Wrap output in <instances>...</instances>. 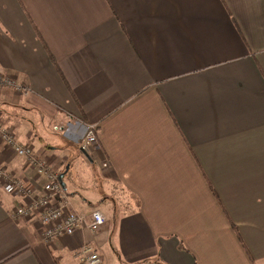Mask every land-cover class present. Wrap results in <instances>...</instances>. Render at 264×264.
<instances>
[{
    "label": "crops",
    "instance_id": "1",
    "mask_svg": "<svg viewBox=\"0 0 264 264\" xmlns=\"http://www.w3.org/2000/svg\"><path fill=\"white\" fill-rule=\"evenodd\" d=\"M0 73V124L106 219L45 242L0 184V264H264V0H0ZM0 168L43 192L1 139Z\"/></svg>",
    "mask_w": 264,
    "mask_h": 264
},
{
    "label": "built area",
    "instance_id": "2",
    "mask_svg": "<svg viewBox=\"0 0 264 264\" xmlns=\"http://www.w3.org/2000/svg\"><path fill=\"white\" fill-rule=\"evenodd\" d=\"M0 87H7L17 93L23 91V87L12 75L0 73ZM86 132L82 150L99 153L101 145L98 138V129L95 124H86ZM60 131V127H55ZM0 139L18 157L23 158L29 166L34 168L38 175L43 176L45 184L43 192L28 188L22 180L13 177L8 171L0 168V184L4 191L16 195H25L31 198L29 205L19 206L14 215L16 219L36 218L41 231V237L45 242H51L64 236H72L79 229H87L90 233H97L106 223V219L100 212H94L91 216L80 214L76 211L60 182V174L57 173L45 160L37 157L32 148L19 143L14 133L0 124ZM104 168L108 164H104ZM76 259L83 264H102V258L97 250L90 244L83 245L76 253Z\"/></svg>",
    "mask_w": 264,
    "mask_h": 264
},
{
    "label": "rangeland",
    "instance_id": "3",
    "mask_svg": "<svg viewBox=\"0 0 264 264\" xmlns=\"http://www.w3.org/2000/svg\"><path fill=\"white\" fill-rule=\"evenodd\" d=\"M56 133V132H55ZM57 135V134H56ZM58 135H61L60 133L58 134ZM63 135V134H62ZM85 137V136H84ZM84 139V138H83ZM87 153H90V154H92L93 152H88V151H86ZM76 168L77 169H80V164L79 163H77L76 164ZM81 170V169H80ZM78 172V171H77ZM72 176H74V177H76V173L75 172H72ZM120 190V189H119ZM110 193V192H109ZM122 193V197L123 198H130V196L128 195V194H126V193H123V192H121ZM117 196V195H116Z\"/></svg>",
    "mask_w": 264,
    "mask_h": 264
},
{
    "label": "water",
    "instance_id": "4",
    "mask_svg": "<svg viewBox=\"0 0 264 264\" xmlns=\"http://www.w3.org/2000/svg\"><path fill=\"white\" fill-rule=\"evenodd\" d=\"M83 154L85 155V157L87 158V159H91L90 158V155L85 151V150H83ZM63 178H64V174L63 175H60V182H61V184H62V187H63V189H64V191L65 192H67V189H66V185H65V183H64V181H63Z\"/></svg>",
    "mask_w": 264,
    "mask_h": 264
}]
</instances>
